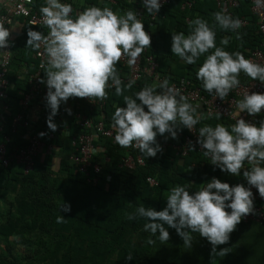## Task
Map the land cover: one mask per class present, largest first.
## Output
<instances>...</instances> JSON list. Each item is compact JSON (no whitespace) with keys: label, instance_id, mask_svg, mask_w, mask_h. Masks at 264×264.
I'll use <instances>...</instances> for the list:
<instances>
[{"label":"trees","instance_id":"obj_1","mask_svg":"<svg viewBox=\"0 0 264 264\" xmlns=\"http://www.w3.org/2000/svg\"><path fill=\"white\" fill-rule=\"evenodd\" d=\"M62 2L72 4L73 17L91 5L107 6L123 14L128 10H138L142 4L141 0H83L82 5H77L75 0ZM44 4L45 0H34L37 10ZM215 12H222L216 0H170L156 15L144 10L141 21L151 36V46L146 48L143 55L154 57L160 78L163 81L168 79L169 86L190 81L203 94L212 95L203 89L196 73L214 49L202 55L196 64L188 65L172 53L171 45L172 34H189L190 22L197 16L208 21L210 26L214 25ZM231 13L233 18L244 17L248 22L238 30L242 39L236 38V32L225 31L217 25L216 44L229 52L240 51L248 58L262 44L257 16L252 12L249 0H241ZM19 21L21 35L11 40L13 57L7 74L9 85L7 98L2 102V106L7 105L9 114H6L5 122L0 121V144L6 136H12L10 149L25 144L17 134H12L11 127L14 116L22 111V95L29 89L28 76L37 68L35 51L25 47L27 31L31 27L45 35L48 33L45 26H32L24 19ZM225 37L229 38L227 46L220 43ZM117 69L124 76L128 68L118 63ZM239 79L242 83L252 81L243 72ZM146 84L160 91V83L153 78H144L133 84L124 95L134 96ZM107 91L108 98L103 105L93 109L84 103L83 98L75 99L77 111L89 115L95 122L103 116L105 126L112 128L115 109L126 105L123 96H117L114 88ZM3 112H6L4 107H0V114ZM48 115L49 112L45 110L39 122L47 132V144L55 145L53 152L47 153L44 149L35 158L34 167L28 173L24 172L22 164L15 161L7 167L0 163V264H264V224L240 222L230 234L229 242L217 246V251L227 247L231 252L213 259L210 256L212 245L198 233L193 234L192 245L187 247L176 230L165 225L170 239L162 243L159 232L153 236L144 231L147 222L144 218H127L128 213L135 212L141 205L162 210L166 207L170 190L175 186L189 185L190 191H197L212 177L223 179L230 186H249L243 177V170L239 176L222 172L211 164L203 152L191 148L187 155H182L176 146L184 144L189 134L187 128L178 131L177 139H172L167 133L164 136L158 134L156 139L163 151L155 157H147L138 151L144 157L145 164L133 170L121 166L127 148L106 137L101 138L96 142L100 148L96 157L103 171L94 182L93 177L81 174L70 160L75 150L71 137L81 132V128L72 119L67 135L60 122L55 131L57 138L49 139L52 131L46 129ZM59 115L58 112L56 117ZM257 117L260 121L264 120V114ZM218 123L226 126L234 124L229 118L215 115L202 119L196 127L199 131L204 125L215 127ZM20 133L24 134V130L20 129ZM106 157L109 159L105 160ZM250 167L245 165V168ZM149 177L156 179L158 185H150L147 182ZM64 202L70 204V212L61 210ZM58 216L64 217L65 222L57 223ZM148 238L155 243L147 244ZM14 245H20L23 249H17ZM129 254L133 257L131 260L126 259Z\"/></svg>","mask_w":264,"mask_h":264},{"label":"clouds","instance_id":"obj_2","mask_svg":"<svg viewBox=\"0 0 264 264\" xmlns=\"http://www.w3.org/2000/svg\"><path fill=\"white\" fill-rule=\"evenodd\" d=\"M31 3V0H28ZM143 7L150 15H156L162 4L160 0H143ZM39 12L43 25L49 30L27 31L26 48L37 52L44 49L46 62V107L50 110L47 126L52 132L57 130L54 117L58 114L62 102L69 98H96L104 101L108 98V89L114 88L117 96H123L126 107H117L112 116L115 129V142L122 148L135 146L147 157H155L162 152L157 135L166 133L172 139L178 138V131L187 128L192 131L202 119L199 105L188 102V97L177 88L169 86V80L162 81L157 87L145 85L133 95H124L135 83L124 84L117 69L118 62L127 57L130 66L135 65L146 48L151 46V36L144 29V23L136 11H114L105 6L91 5L73 17V6L61 0H45ZM215 24L197 16L190 22L191 31L172 34L171 51L188 65L196 64L204 54L207 55L199 67L196 78L209 94L224 100L234 88L240 85V74L245 73L252 80L264 84V66L245 58L240 51L229 52L216 44V26L225 31L237 33L242 27L239 18H233L225 12H215ZM10 30L0 22V49L10 46ZM227 46L229 38L220 41ZM45 83V80H41ZM241 112L247 111L256 116L264 109V93H246L244 99L237 102ZM71 115V109H65ZM41 137L47 133H39ZM167 139V137H166ZM135 142V143H134ZM203 155L211 159V164L222 172L233 176L241 175L250 187L244 184L230 186L216 177L197 190L190 191L189 185L175 186L170 190L167 204L162 210L139 206L127 218H144V231L153 236L159 232L160 241L170 239L168 228L175 229L183 239L184 245L191 247L193 234L206 238L212 245L210 256L224 257L230 248L217 251V246L229 242L230 234L241 222L242 217L254 213V194L252 187L264 198V120L256 124L243 118L234 125L218 123L215 127L204 125L199 129L196 141ZM192 150L194 145L189 142ZM251 165L245 168V165ZM227 209H230L229 212ZM64 212H70V204L61 206ZM65 222L62 216L57 223ZM168 226V228L165 227ZM151 238L147 244H154ZM131 254L126 256L131 260Z\"/></svg>","mask_w":264,"mask_h":264},{"label":"built area","instance_id":"obj_3","mask_svg":"<svg viewBox=\"0 0 264 264\" xmlns=\"http://www.w3.org/2000/svg\"><path fill=\"white\" fill-rule=\"evenodd\" d=\"M108 2H115V0H107ZM218 8L222 12L230 14L231 10L237 7L241 0H216ZM251 2V10L257 16V26L259 34L262 38L261 47L256 48L248 59L264 66V0H249ZM162 7L169 4L170 0H160ZM141 7L136 11L139 15V19L143 17L145 8L143 7V0H141ZM191 6V3H188ZM161 7V8H162ZM20 19L26 20L32 26H44L42 17L39 10L34 8V0L31 3L28 0H7L0 3V22H3L5 27H9L13 23H20ZM242 21V27L247 25V20L244 17L239 18ZM46 27V26H45ZM49 31V30H48ZM10 46L0 49V107H4L6 112L0 114V121H6L9 114L7 105L2 106V102L7 98V89L9 81L7 74L13 57V50L11 47V39L9 38ZM41 55H37L35 51V58L37 60V68L28 76L29 89L22 95V111L14 116L11 132L13 135L17 134L21 140H24L23 146H15L10 149L11 143L13 142L12 136H6L2 144H0V163L7 167L12 161L20 163L24 166V172L28 173L31 171L35 164V158L46 149L47 153H52L55 145L53 143L47 144L45 138L41 137L39 133H47L45 128L41 127L39 118L42 113L49 112L50 110L46 107V68H41V64L46 62V54L44 49L39 50ZM146 52V49L144 50ZM128 58H122L118 63L127 67V72L124 76L120 75L124 83H128L130 80H134L136 84L139 80L144 78H153L158 83H161L163 79L157 71L158 63L152 55L145 56L143 53L138 58L135 65L130 66L127 62ZM45 80V83H41V80ZM171 87L177 88L181 93L188 97V102L195 105H199V111L203 114V119L212 117L215 115L229 118L235 124L237 119L243 118L248 122L256 124L259 127L260 120L256 116H251L247 111L241 112L237 107L239 99H244L246 93H264V84L259 80H252L248 83L240 82L239 87L234 88L230 91L229 95L221 100L219 97H215L214 94L207 96L202 93L199 87L192 86L190 81H184L182 83H174ZM84 103L90 108H96L102 106L104 101H100L96 98H83ZM37 105L38 112L35 117L31 116V108ZM65 109H71V115H69ZM59 117H54L57 126L60 122L63 123L66 134L69 135L70 122L72 119L75 120L76 125L81 128V132L71 137L72 146L75 148L74 152L70 155V160L77 167L78 171L87 176L93 177L94 182L97 181L98 177L103 171L102 164L98 161L97 155L99 154L100 148L96 146L101 138H108L116 143L114 140L115 129L112 127H106L104 123V117L101 116L99 121H94L89 115L82 111H77V101L75 98H69L66 103L62 102L59 109ZM264 114V109H261V113ZM73 117V118H72ZM20 129L24 130V134L20 133ZM46 129L48 126L46 124ZM199 131L196 125L189 130V134L186 136L183 145L176 146V148L182 153L187 155L191 146L189 142L194 145V150L203 152L198 143ZM49 139L55 140L57 138L56 132H51L48 135ZM135 143V142H134ZM117 144V143H116ZM192 149V148H191ZM139 149L135 146L127 148L126 157L123 159L121 164L129 170H133L138 166L145 164L144 157L138 153ZM209 158V157H208ZM109 158L106 157L105 160ZM210 159V158H209ZM211 160V159H210ZM147 182L150 185H158V182L153 177L147 178ZM250 187V186H248ZM254 194V213L249 214L246 217H242L241 222L243 223H258L264 224V198L260 197L258 190L252 187Z\"/></svg>","mask_w":264,"mask_h":264},{"label":"crops","instance_id":"obj_4","mask_svg":"<svg viewBox=\"0 0 264 264\" xmlns=\"http://www.w3.org/2000/svg\"><path fill=\"white\" fill-rule=\"evenodd\" d=\"M7 0H0V3L1 2H5ZM62 2V0H61ZM76 4L78 5L80 3V5H82V2L83 0H75ZM63 3V2H62ZM79 5V6H80ZM9 30H10V39H14L15 37H18L21 35V27H20V24L19 23H13L11 24L9 27ZM0 59H1V52H0ZM38 112V106L37 105H34L32 108H31V116L32 117H35V115L37 114ZM234 125V124H233Z\"/></svg>","mask_w":264,"mask_h":264},{"label":"rangeland","instance_id":"obj_5","mask_svg":"<svg viewBox=\"0 0 264 264\" xmlns=\"http://www.w3.org/2000/svg\"><path fill=\"white\" fill-rule=\"evenodd\" d=\"M221 181L224 182L223 179H221ZM13 247H15V248H17V249H23V247L20 246V245H14Z\"/></svg>","mask_w":264,"mask_h":264}]
</instances>
